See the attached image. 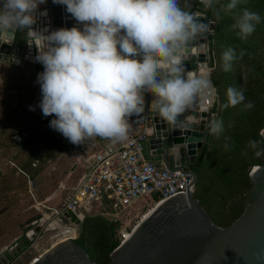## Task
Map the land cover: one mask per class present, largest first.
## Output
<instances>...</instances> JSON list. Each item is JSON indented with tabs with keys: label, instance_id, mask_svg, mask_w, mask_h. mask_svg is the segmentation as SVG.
Segmentation results:
<instances>
[{
	"label": "clouds",
	"instance_id": "obj_1",
	"mask_svg": "<svg viewBox=\"0 0 264 264\" xmlns=\"http://www.w3.org/2000/svg\"><path fill=\"white\" fill-rule=\"evenodd\" d=\"M205 10L232 13L231 29L247 40L264 17L247 8L236 11L243 0H197ZM46 0H0V33H31L39 40L35 62L44 117L54 116L49 127L71 144L100 137L127 138L133 117L145 112V94L168 125H182L184 116L211 82L197 71H185L182 53L197 37L214 31L192 0H53L83 29L33 30L39 5ZM219 5V10L216 6ZM46 16L47 12H39ZM48 33V34H45ZM244 52L241 51L242 57ZM238 59L235 48L221 54L222 70L231 71ZM227 105L244 103V90L229 87ZM254 104H244L251 109ZM35 109L30 106V109ZM210 134L219 135L223 122L214 120ZM256 158L264 157V142L250 141Z\"/></svg>",
	"mask_w": 264,
	"mask_h": 264
},
{
	"label": "water",
	"instance_id": "obj_2",
	"mask_svg": "<svg viewBox=\"0 0 264 264\" xmlns=\"http://www.w3.org/2000/svg\"><path fill=\"white\" fill-rule=\"evenodd\" d=\"M47 12L40 16L39 12ZM71 14L66 6L46 0L38 8L33 30L61 28L83 29L77 21H62ZM81 25V26H80ZM48 34V33H45ZM210 35L197 37L182 53L185 71H197L207 79L212 57L208 49ZM39 40L31 33L16 31L15 34L0 33V65L19 67L34 72H43V66L35 62ZM152 96L145 94V110L152 115L153 131L140 142L145 161L162 164L169 171L177 170L192 177L206 129L213 120L209 114L215 106L217 96L211 84L199 96L193 107L179 117L182 125L171 126L161 120L150 106ZM25 133H18L21 139ZM264 142V124L259 132ZM18 141V140H17ZM15 143H18V142ZM251 187L249 202L242 213L227 226H217L205 209L193 197V191L176 194L157 204L130 230L128 236L109 254L110 264H264V163L254 165L248 172ZM35 187V181H31ZM86 216L71 210L46 223L41 217L32 222V228L9 247L0 252V264H12L44 228L55 230L67 221L80 230ZM28 264H95L87 253L74 243V239H63L33 258Z\"/></svg>",
	"mask_w": 264,
	"mask_h": 264
},
{
	"label": "trees",
	"instance_id": "obj_3",
	"mask_svg": "<svg viewBox=\"0 0 264 264\" xmlns=\"http://www.w3.org/2000/svg\"><path fill=\"white\" fill-rule=\"evenodd\" d=\"M229 0H221L227 4ZM194 7L203 13L204 22L212 24L208 49L211 53L213 69L208 78L217 96V105L210 110L213 120L223 122V131L217 136L210 134L209 127L195 158L193 197L205 209L217 226H227L235 220L249 202L248 192L251 181L248 172L254 165L264 163V157L256 158L250 141L263 142L259 132L264 124V22L257 25L255 32L240 40L230 25L232 13L205 10L192 0ZM247 8L264 17V0H243L236 11ZM219 10V5L216 6ZM227 47L236 50L237 57L231 71L222 70L221 54ZM241 51L244 55L241 57ZM229 87L244 90L245 101L235 107L227 105ZM251 102L254 107L245 109L244 104ZM245 200H248L245 202ZM36 220V219H34ZM100 217L86 218L80 227L74 243L79 245L96 264H110L109 254L118 245L111 243L112 223ZM107 248L101 260L102 251ZM88 251V252H87ZM97 251L100 259L92 252ZM101 251V252H100ZM101 254H100V253Z\"/></svg>",
	"mask_w": 264,
	"mask_h": 264
},
{
	"label": "rangeland",
	"instance_id": "obj_4",
	"mask_svg": "<svg viewBox=\"0 0 264 264\" xmlns=\"http://www.w3.org/2000/svg\"><path fill=\"white\" fill-rule=\"evenodd\" d=\"M261 53L264 54V50ZM213 65L212 63L208 74L211 73ZM8 77L16 80L20 78L15 72H9ZM13 88L15 94L20 98L25 97L31 101L40 98L36 96L38 94H33L28 87L20 82L16 87L13 85ZM37 88L40 90V86ZM13 112L15 111L13 110ZM48 118L55 117L49 116ZM21 125L22 121L15 117L11 121L0 122V252L31 229L32 222L43 215H49L52 210L60 207L65 194L69 191L67 189L74 185V181L79 175V163L76 169H74V163H77L78 158L83 159L94 153L84 152L88 148L87 142L90 139L85 140L83 144L74 145L62 134L50 130L51 128L49 129L48 126L43 129L44 132L28 133L20 129ZM23 132L25 135L21 139L16 138L18 133ZM16 141L18 143H15ZM71 168L74 170L69 175ZM32 180L36 183L35 187L30 184ZM59 184L65 185L66 190H59ZM247 201L245 200V202ZM153 207L151 203L146 204L143 201L135 203L127 213L125 212L119 217L117 222L112 223L113 231L109 241L111 243L117 241L120 229H123L127 236L136 223ZM90 214L91 216H87V218L100 217L94 209ZM44 227L39 236L12 264H28L51 245L63 239L64 235L61 234L60 227L53 231ZM79 233L78 230L77 237ZM107 248L108 246L102 251L100 261H105L103 257L105 253L108 254ZM92 254L100 259L99 254L97 256V251Z\"/></svg>",
	"mask_w": 264,
	"mask_h": 264
},
{
	"label": "built area",
	"instance_id": "obj_5",
	"mask_svg": "<svg viewBox=\"0 0 264 264\" xmlns=\"http://www.w3.org/2000/svg\"><path fill=\"white\" fill-rule=\"evenodd\" d=\"M151 118L152 115L145 110L141 117H133L130 121L131 127L136 129L133 135L83 159L78 158L75 167L79 163V175L70 193L64 197L60 207L42 216L45 222L51 223L73 209L87 218L94 209L98 216L114 223L139 201L154 206L171 196L191 190L190 174L169 171L162 164L156 166L143 159L140 142L153 131ZM58 189L63 190L64 187L58 185ZM60 229L63 239L77 237V226L68 221ZM125 236L126 232L120 229L117 243L122 242Z\"/></svg>",
	"mask_w": 264,
	"mask_h": 264
},
{
	"label": "crops",
	"instance_id": "obj_6",
	"mask_svg": "<svg viewBox=\"0 0 264 264\" xmlns=\"http://www.w3.org/2000/svg\"><path fill=\"white\" fill-rule=\"evenodd\" d=\"M194 1H197V0H194ZM194 8L196 10H193V11H199L197 7H194ZM62 21H76V20L71 16L69 18H63ZM81 27H83V25ZM9 72H15V74L18 77H20L19 80L11 79L10 77H8ZM37 75H38V72H34L31 70L22 69L19 67L7 66V65H0V122L1 123L2 121H5V120L11 121L15 117L16 119L22 121V125L20 126V129L25 130V132H28V133L29 132H42V131L44 132L43 129H45L46 126H48V128L50 129L49 122L51 121V118H48V117L44 118L41 109L38 107V104L40 103V100L42 97H41V91L37 88L38 86H40L38 83H36ZM19 82L20 84H23L25 87H28L33 92V94L35 95L38 94L36 96H39L40 98L33 100V101L27 100L25 99V97L20 98V96L15 94L13 90L14 89L13 85L14 87H16V85ZM30 106L34 108L35 110L34 111L29 110ZM13 110L15 112H13ZM9 112L10 114H8ZM210 115L212 116V114ZM9 128L13 129L11 126H9ZM135 132H136V129L134 127H130L128 135H133ZM119 141L120 140H111V139L100 138V137L91 138L90 140H88L87 142L88 148L84 152H89V151L97 152L103 149L104 147L109 146L113 143H117ZM203 143H204V138H203L202 144ZM74 166H75V163H74ZM76 168L77 166L74 169ZM74 169L71 168L69 170V175L73 173L72 171ZM59 185H62L64 187L63 190H66L65 185L63 184H59ZM70 188L67 189L69 191L68 193L65 194V196L70 193ZM53 196L54 195L52 194V197Z\"/></svg>",
	"mask_w": 264,
	"mask_h": 264
},
{
	"label": "bare ground",
	"instance_id": "obj_7",
	"mask_svg": "<svg viewBox=\"0 0 264 264\" xmlns=\"http://www.w3.org/2000/svg\"><path fill=\"white\" fill-rule=\"evenodd\" d=\"M147 213H148V212H147ZM145 215H146V214H145ZM127 236H128V235H127ZM127 236H126V237H127ZM62 240H63V239H62ZM60 241H61V240H60Z\"/></svg>",
	"mask_w": 264,
	"mask_h": 264
},
{
	"label": "flooded vegetation",
	"instance_id": "obj_8",
	"mask_svg": "<svg viewBox=\"0 0 264 264\" xmlns=\"http://www.w3.org/2000/svg\"><path fill=\"white\" fill-rule=\"evenodd\" d=\"M86 218H84V220H85Z\"/></svg>",
	"mask_w": 264,
	"mask_h": 264
}]
</instances>
